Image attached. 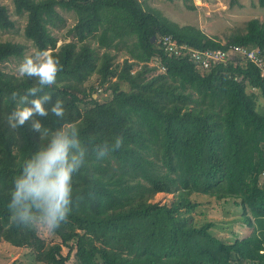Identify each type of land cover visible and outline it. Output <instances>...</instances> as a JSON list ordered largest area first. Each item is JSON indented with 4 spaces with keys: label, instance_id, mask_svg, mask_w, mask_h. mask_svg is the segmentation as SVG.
Wrapping results in <instances>:
<instances>
[{
    "label": "trees",
    "instance_id": "obj_1",
    "mask_svg": "<svg viewBox=\"0 0 264 264\" xmlns=\"http://www.w3.org/2000/svg\"><path fill=\"white\" fill-rule=\"evenodd\" d=\"M12 3L16 14H26L23 32L36 52L50 50L59 64L43 94L49 103L62 102L64 116L34 118L49 129L75 124L86 159L73 177L71 211L50 231L57 241L9 223L11 179L43 139L28 122L15 128L7 122L18 97L38 87L36 79L0 68V241L27 247L41 264H264V77L246 59L200 69L158 42L170 34L198 49L238 44L264 55V22L250 18L220 41L195 25H179L144 0ZM258 5L264 7V0ZM58 8L75 18L65 33L71 39L59 45L50 30L65 25ZM13 26L0 2V29ZM24 49L0 41V64L21 58ZM156 58L159 64H150ZM92 76L95 84L86 85ZM99 90L109 97H95ZM116 135L121 146L98 159L95 146ZM157 192L172 198L154 201ZM199 194L233 199L250 232L230 241L215 235L214 221L197 215L202 212L193 196Z\"/></svg>",
    "mask_w": 264,
    "mask_h": 264
},
{
    "label": "clouds",
    "instance_id": "obj_2",
    "mask_svg": "<svg viewBox=\"0 0 264 264\" xmlns=\"http://www.w3.org/2000/svg\"><path fill=\"white\" fill-rule=\"evenodd\" d=\"M59 64L46 51L26 56L17 66L21 77L35 78L38 87H30L18 97V106L7 116L10 127L28 122L29 127L43 139V143L23 160L18 173L11 179L6 207L9 223L23 227L40 226L54 230L71 211L73 177L85 163L86 148L83 146L78 127L62 123L59 127H44L39 119L51 113L62 119L64 108L57 99L50 97L43 88L54 84ZM37 93H41L37 95ZM17 100V93H11ZM123 142L120 135L95 146L96 157L104 158L118 149Z\"/></svg>",
    "mask_w": 264,
    "mask_h": 264
},
{
    "label": "rangeland",
    "instance_id": "obj_3",
    "mask_svg": "<svg viewBox=\"0 0 264 264\" xmlns=\"http://www.w3.org/2000/svg\"><path fill=\"white\" fill-rule=\"evenodd\" d=\"M8 8L10 17L14 20V26L11 29H0V41L10 40L22 43L25 46L24 54L21 58H10L0 64V68L5 71L19 75L17 72L18 64L26 57L36 53V48L32 42L24 35L23 29L26 23V14H16L14 12L12 0H0ZM144 3L155 7L164 16L179 25L191 24L200 28L210 37H216L224 41L225 37L243 30L245 22L250 18H258L264 22V7L258 5V0H144ZM193 5L191 8L189 5ZM59 12L65 17V25L59 29L50 28L51 32L57 36V45L63 41L71 39L65 37L68 27H70L75 18L72 12H67L58 8ZM49 51V50H47ZM46 51V52H47ZM117 60L121 61L124 50H116ZM96 77L92 76L86 82V85L95 84ZM104 100L109 97V93H94L95 97ZM172 198L171 193L157 192L153 198L154 201L169 202ZM194 200L200 203L197 214L200 217L214 221L213 233L223 240L230 241L235 236H244L250 232V229L239 220L240 207L233 199L224 201H215L212 198L202 194L194 195ZM40 237L46 242L57 241L49 230L40 226L33 227ZM66 252V248H63ZM75 257L71 254L70 261ZM0 264H41L34 259L33 254L27 247H15L10 243L0 241Z\"/></svg>",
    "mask_w": 264,
    "mask_h": 264
},
{
    "label": "built area",
    "instance_id": "obj_4",
    "mask_svg": "<svg viewBox=\"0 0 264 264\" xmlns=\"http://www.w3.org/2000/svg\"><path fill=\"white\" fill-rule=\"evenodd\" d=\"M158 42L168 54L187 57L194 61L200 69H208L219 64L224 66L227 64H241L246 59L254 63L264 77V55L257 47L250 48L238 44H229L221 48L198 49L186 43H178L170 34L160 36ZM155 63L159 64L157 58L150 62V64ZM160 70H164V67L160 66Z\"/></svg>",
    "mask_w": 264,
    "mask_h": 264
},
{
    "label": "water",
    "instance_id": "obj_5",
    "mask_svg": "<svg viewBox=\"0 0 264 264\" xmlns=\"http://www.w3.org/2000/svg\"><path fill=\"white\" fill-rule=\"evenodd\" d=\"M50 51V50H49ZM49 51H47V52H49Z\"/></svg>",
    "mask_w": 264,
    "mask_h": 264
}]
</instances>
